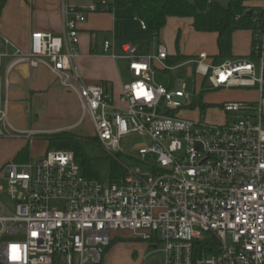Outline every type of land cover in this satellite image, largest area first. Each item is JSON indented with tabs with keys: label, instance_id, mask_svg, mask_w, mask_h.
Here are the masks:
<instances>
[{
	"label": "built area",
	"instance_id": "built-area-1",
	"mask_svg": "<svg viewBox=\"0 0 264 264\" xmlns=\"http://www.w3.org/2000/svg\"><path fill=\"white\" fill-rule=\"evenodd\" d=\"M249 3L248 56L215 62L200 52L190 61L202 78L201 91L258 93L255 102L221 103L226 115L221 124L180 116L192 103L185 85L173 90L155 83L154 65L167 58L162 44L156 54L143 55L125 43L116 55L104 41L105 52L128 63L132 80L117 97L101 83L83 84L74 64L79 25L87 13L107 11L105 0L86 10L64 8L60 36L31 33L29 51L16 49L14 63L42 65L53 73L77 96L94 141L111 159L120 154L128 161H119L124 173L107 185L84 176L70 150L4 165L0 180L6 187L0 184V192L6 191L14 210L0 201V235L23 230L24 237L0 245L1 263L100 264L113 234L126 230L154 248L162 242L164 264H264V0ZM248 57L258 61V75ZM2 90L0 77V136L7 132ZM135 134L147 140L131 146L138 157L122 145ZM210 238L214 244L206 245Z\"/></svg>",
	"mask_w": 264,
	"mask_h": 264
},
{
	"label": "crops",
	"instance_id": "crops-1",
	"mask_svg": "<svg viewBox=\"0 0 264 264\" xmlns=\"http://www.w3.org/2000/svg\"><path fill=\"white\" fill-rule=\"evenodd\" d=\"M105 1L111 2V0ZM99 3L100 0H7L0 15V77L3 85L2 94L6 95V118L2 129L7 131L4 136H0V171L9 162L18 164L33 162L30 147L37 136L42 137L51 132L73 129L80 126L84 119L81 117L80 121L69 125L48 126L47 119L55 115L54 112L57 109H62L65 116L73 117L75 120L74 117L81 111L78 98L67 91L46 67L42 65L33 67L24 61L14 63L17 59L15 50L29 51L30 35L34 31L60 36L63 33L64 8L86 10L91 5L99 6ZM123 12H128V9L117 11V8H113L111 11L97 10L87 13L86 21L79 25V56L74 62L83 84L101 83L110 89L115 97L119 94L122 85L128 83L121 73L125 64L128 70V63L122 58H112L110 52H105L104 41L111 42L113 53L116 55L121 54L122 45L125 43L133 45L139 54L146 55L138 45L129 42L132 38L129 32L118 33L121 31L120 19L124 17L120 13ZM133 12L134 10L129 12V15L134 14V20H137ZM139 28L141 29L140 25ZM190 29L196 33H202L193 29L191 18L169 17L167 19L158 38V42H163L162 45L167 48V58L156 62L155 72L156 70L170 71L181 66L175 65L176 63L190 62L185 61L187 54L181 52L174 44L177 35L180 40L182 30L187 32ZM213 34L216 40V34ZM4 39L9 43H5ZM177 53L186 58L170 64V60ZM129 76L132 78L130 73ZM165 87L172 89V81ZM25 147L28 149V161L20 162L15 157ZM114 238L135 239L131 234L125 236L119 231L113 234L112 240ZM138 246H142L145 250V244H128L127 246L125 243L113 242L101 264H135L130 261V249L138 248ZM59 263L63 264L61 261L56 262V264Z\"/></svg>",
	"mask_w": 264,
	"mask_h": 264
},
{
	"label": "rangeland",
	"instance_id": "rangeland-1",
	"mask_svg": "<svg viewBox=\"0 0 264 264\" xmlns=\"http://www.w3.org/2000/svg\"><path fill=\"white\" fill-rule=\"evenodd\" d=\"M128 7L117 9V11H127L128 9V12L120 13L124 17H121L120 19L121 31H119L118 33L127 34L129 32V34L132 36V38L129 39V42L138 45L141 50L145 51L146 55H154L156 53L157 43L163 44V42H158L157 38L155 37L151 38L147 30H141L137 21L138 19L134 20V14L129 15V12L131 13L133 11L131 10L132 6ZM250 38L251 32L249 29L237 31L232 37L233 56L225 58L224 60L248 56L251 52ZM178 48L181 52L187 54V59L185 61L193 60L194 57L202 51L208 54L209 56L217 55L218 51L215 35L213 33H196L192 29L187 30V32H184L182 30V34L178 42ZM248 59L251 63L255 65L256 74L258 75V61L253 57H248ZM178 64L181 66L170 71L156 70L154 75V81L155 83L163 84L165 86H168L172 81L173 90L181 89V87L185 85V92L189 94L190 100L192 102L194 100H202V102L206 104L202 110H199V108H194L187 109L185 111H180L179 115L182 117H186L193 120L206 121L209 123L221 124L225 121L226 115L222 113L219 105L224 101L255 102L259 99L258 93L255 88H232L201 91L202 78L195 75L194 63H176L175 65ZM121 73L122 77L126 80V82L132 80V78H130L129 76L126 64L122 67ZM262 108L264 113V101L262 103ZM54 113L56 114L49 117L46 121V124L48 126L56 127L73 124L75 122L77 123L82 117V111L77 113L78 115L74 117L75 120H73V117L71 118L67 117V115L65 116L62 109H57ZM233 119L234 117L233 115H231V120ZM67 131H70L73 135H76L81 139L82 151L88 158L91 159V161L96 166L98 176V178L96 179L107 185L109 183L111 157L108 156V154L95 141H93L94 130L89 119L87 117L84 118L80 126H77L73 129H67ZM52 133L55 132H51L48 134ZM143 141L147 142V140L142 136L136 134L131 135L127 138L126 143H122L123 149L126 150L128 154H131L134 157H138L139 155L137 151L132 150L131 146L143 143ZM30 150L33 153V162H35L39 157L43 156L46 151H48L45 139L43 137L37 136L32 142ZM117 158L121 161H128V158L124 155L119 154L117 155ZM0 184H2L3 188L6 187L4 180H0ZM0 201L11 211L14 210L13 203L6 194L5 190L3 192H0ZM55 204L58 206L61 205L60 202H55ZM119 232L120 234H124L125 236L130 234V232L126 230ZM23 237V230L19 231L13 236H10L7 233H3L2 235H0V245L6 240H22ZM115 243H125L127 244V246L128 244H145V250H143L142 246H138V248L131 247L132 249H130V261L135 264H164L165 256L162 251L164 244L162 242L158 244L157 248H152L153 245L148 242L131 238H127L125 240L119 239L116 240ZM150 245L152 247H150ZM108 249H106V252ZM150 251L153 252L150 253Z\"/></svg>",
	"mask_w": 264,
	"mask_h": 264
},
{
	"label": "trees",
	"instance_id": "trees-1",
	"mask_svg": "<svg viewBox=\"0 0 264 264\" xmlns=\"http://www.w3.org/2000/svg\"><path fill=\"white\" fill-rule=\"evenodd\" d=\"M251 0H111L107 2V11L113 8H126L132 6L135 16L144 21L146 30L151 38H159L161 30L165 27L169 17L191 18L192 27L197 32L215 33L217 43V55H214L215 62L232 57V37L239 30H247L251 27L250 17L246 11ZM7 0H0V15ZM178 35L175 40L178 47ZM186 57L176 54L170 64H174ZM202 100H194L190 109L205 107ZM47 144V150H70L78 162L81 172L88 178H98L95 164L82 151L81 139L70 131L64 130L42 136ZM94 141V139H93ZM20 162L28 161V149L20 150L16 157ZM120 159H111L109 181L122 176L124 171L119 164ZM114 238L108 249L116 240ZM214 244V239L207 240V244ZM209 250V249H208ZM0 264H3L0 262ZM61 264V263H59ZM101 264V263H100Z\"/></svg>",
	"mask_w": 264,
	"mask_h": 264
}]
</instances>
